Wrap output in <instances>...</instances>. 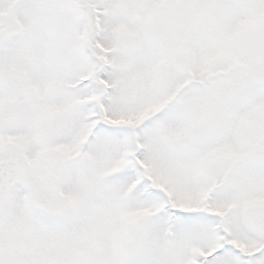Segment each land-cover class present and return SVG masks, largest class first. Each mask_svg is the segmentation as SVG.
Returning <instances> with one entry per match:
<instances>
[{
    "label": "snow or ice",
    "instance_id": "obj_1",
    "mask_svg": "<svg viewBox=\"0 0 264 264\" xmlns=\"http://www.w3.org/2000/svg\"><path fill=\"white\" fill-rule=\"evenodd\" d=\"M0 264H264V0H0Z\"/></svg>",
    "mask_w": 264,
    "mask_h": 264
}]
</instances>
